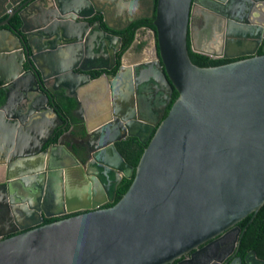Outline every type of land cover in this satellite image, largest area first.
Returning a JSON list of instances; mask_svg holds the SVG:
<instances>
[{
    "label": "water",
    "instance_id": "obj_1",
    "mask_svg": "<svg viewBox=\"0 0 264 264\" xmlns=\"http://www.w3.org/2000/svg\"><path fill=\"white\" fill-rule=\"evenodd\" d=\"M19 1L2 0L0 14ZM138 2L31 0L19 34L0 30V264H195L264 204V7L155 0L149 58L91 79L115 64L121 40L111 31L139 18ZM95 12L101 20L90 24ZM187 41L194 53L234 60L197 66ZM58 90L73 99L84 140L72 150L70 128L41 152L62 129ZM137 90L154 122L127 113L126 94ZM127 136L145 143L134 169L114 147ZM229 264L264 260L250 250Z\"/></svg>",
    "mask_w": 264,
    "mask_h": 264
},
{
    "label": "flooded vegetation",
    "instance_id": "obj_2",
    "mask_svg": "<svg viewBox=\"0 0 264 264\" xmlns=\"http://www.w3.org/2000/svg\"><path fill=\"white\" fill-rule=\"evenodd\" d=\"M30 1L31 0H20L19 2L12 5L11 7L5 8V11L0 14V30L7 29V30H10L12 32H15L16 34H19V27H20L19 14H21L23 12V8L25 7V4L30 2ZM202 1L203 0H201V2ZM258 2H259V7H264V0H258ZM153 3H154V0H139L138 8L140 10H137V16H139V18L134 20V21L142 20L145 17L152 18V17H149V15H150V9H151V6ZM2 5H3V7H5V3L2 2V0H0V12H1ZM197 14L198 15H194L192 17V20H191V23L194 25L199 24V19H200L201 13L198 12ZM95 16L96 17L99 16V18H100V14L95 12L87 19V21L90 24H92L95 21L100 22L101 18L98 19V18H95ZM134 21H132V22H134ZM142 31L145 32L146 35L149 34V36L152 37V44H153L154 39H153L152 31L143 24L138 26V28L136 29L134 36H133V38H135L134 41L132 40L131 44L119 55L118 62H116V54H115V64L109 70H107V71H103V70L89 71L90 78L93 79V78H96L100 75L113 76L115 74V72L117 71V68L120 66L121 60L122 61L124 60V63L130 64V63H133V62H136L139 60L148 59L149 58L148 52L150 51V49L148 48V47H150L149 44H147L148 47L146 45L144 47L141 46L140 48H137L134 46V43L138 37L137 34L139 32H142ZM111 33L115 34V32H112V31H111ZM262 41H264V29H263L262 34H261V43L259 44V46L257 47V50H256L257 54H261L260 47L262 45ZM144 48L148 49V50H146L147 53L146 52L144 53ZM129 57H130V61H128ZM227 60L232 61L234 59H227ZM61 93L63 94V90H58V91L52 92V95H53L52 99H53L54 103L56 102L57 97ZM126 95H127V97H126V100H125L123 105H125L127 113H129L130 111L133 110V112L135 111L136 115H138L142 119H145V120L150 121V122H154L157 119V116L155 114H154L155 116L154 115L149 116L150 114L147 112V109H146L147 101L145 99L146 98L145 94L144 95L139 94V91L137 90L136 96H138V97H135V96L132 97V95H129L128 92ZM136 98L138 100L137 105L135 104ZM117 101H118V103L120 102L119 99H117ZM59 114H60L61 119H62L61 120L62 121V124H61L62 129L61 130L55 129L54 136H51L49 138L48 142L39 149L41 152L45 148H47L49 145L54 144L56 141V138L61 133H65L66 131H68L70 128L72 129L73 134H72V138L69 137L67 139V144H71L72 150L75 151L76 150L75 147L76 146L78 147V145H79L78 143L81 142L82 140H84V134H83L82 128L79 126V124L77 123V120L74 118V116L71 115V112H70V115H64L62 113H59ZM63 140H66V139L63 138ZM73 140H76V143H72ZM71 149H69L68 152L72 154ZM36 155H40V154L36 153ZM62 155H63L62 157H65L63 159V161L67 162L68 161L66 159V158H68L67 155L65 153H63ZM1 170L2 169L0 168V171ZM4 179H5V176L2 175V178L0 177V180H4ZM5 211L6 210L3 207V205H0V215L5 213ZM63 216H65V215L59 216V218L63 217ZM252 217H250L248 219L247 223L252 219ZM246 224L242 228H240L236 224V226L239 228L238 231L236 229H229V230L225 231L222 235H219L218 237H216V240L206 248V252L204 254H199L198 259H197L195 264H203V263L209 264L210 261H213V264H229L233 259H235L237 257L242 259L243 256L248 251L253 250V249H247L245 251L240 246V240L243 236ZM189 253L187 255H185V257L188 256ZM255 255H256V253H255ZM185 257H181L180 259H183ZM257 258H259V257H257ZM259 259H262V258H259ZM262 260H264V259H262Z\"/></svg>",
    "mask_w": 264,
    "mask_h": 264
},
{
    "label": "trees",
    "instance_id": "obj_3",
    "mask_svg": "<svg viewBox=\"0 0 264 264\" xmlns=\"http://www.w3.org/2000/svg\"><path fill=\"white\" fill-rule=\"evenodd\" d=\"M155 2V0H154ZM95 18H99L95 16ZM16 19V18H15ZM152 18L145 17L142 20L134 21L129 26L124 28L121 31L115 32L116 35L120 37V49L116 53V62H118L119 55L131 44L133 40L134 33L138 26L145 25L150 30H154L151 25ZM142 43L138 45L137 48L141 46ZM187 41V54L190 61L197 66H212L222 63H226L229 60L226 59H209L208 57L192 52L189 49ZM176 97V92L172 89L170 100L168 105L165 107L162 117L166 115L167 109L171 102ZM2 102V95L0 91V103ZM57 109L56 111L64 115H70L71 109L74 107V101L72 98L63 95L62 93L57 97L55 102ZM115 149L120 153L123 160L130 165L133 169L135 164L145 147V143L139 142L135 137L127 136L119 141L114 143ZM133 177V170L131 171L130 177H122L115 187V194L113 200L109 203L104 204V207L113 205L120 196L125 192L128 185L131 182ZM68 216V215H65ZM64 217V216H63ZM59 217H52L49 219L43 220V223L51 222L56 220ZM250 215L246 216L244 219L239 221L237 225L242 228L247 223ZM240 246L246 251L247 249H253L256 253V256L264 259V204L258 209L252 219L246 224L243 236L240 240Z\"/></svg>",
    "mask_w": 264,
    "mask_h": 264
},
{
    "label": "crops",
    "instance_id": "obj_4",
    "mask_svg": "<svg viewBox=\"0 0 264 264\" xmlns=\"http://www.w3.org/2000/svg\"><path fill=\"white\" fill-rule=\"evenodd\" d=\"M150 37H151V36H150ZM147 38H149L148 35L146 36V38H137L136 41H135V43H134V46H135V47H138V45H139L140 43H142L141 46L144 47V46L146 45V46L148 47V45H147V44H148V40H147ZM151 41H152V37H151ZM150 45H151V43H150ZM150 45H149V46H150ZM141 46H140V47H141ZM140 47H139V48H140ZM148 48L150 49L151 46L148 47ZM144 50H148V49H147V48H144ZM146 53H147V51H146ZM148 54H149V52H148ZM144 55H145V54H144ZM146 55H147V54H146ZM149 55H150V54H149ZM128 61H130V57L128 58Z\"/></svg>",
    "mask_w": 264,
    "mask_h": 264
},
{
    "label": "rangeland",
    "instance_id": "obj_5",
    "mask_svg": "<svg viewBox=\"0 0 264 264\" xmlns=\"http://www.w3.org/2000/svg\"><path fill=\"white\" fill-rule=\"evenodd\" d=\"M138 37L137 38H146V33L145 32H139L138 34ZM148 36H149V34H148ZM147 40H148V44L150 45V43L152 44V41H151V37L149 36V38H147ZM151 46V45H150Z\"/></svg>",
    "mask_w": 264,
    "mask_h": 264
}]
</instances>
